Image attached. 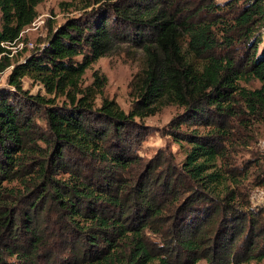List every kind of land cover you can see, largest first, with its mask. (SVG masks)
Segmentation results:
<instances>
[{
    "label": "trees",
    "instance_id": "obj_1",
    "mask_svg": "<svg viewBox=\"0 0 264 264\" xmlns=\"http://www.w3.org/2000/svg\"><path fill=\"white\" fill-rule=\"evenodd\" d=\"M43 2L0 0V44L27 42ZM64 5L82 13L40 46L10 58L0 45V72L11 67L0 88V264L260 263L264 208L250 191L264 187V151L239 155L264 125V0ZM122 43L143 58L128 111L104 97V76L84 83ZM167 106L181 110L166 136L182 158L145 160L142 122Z\"/></svg>",
    "mask_w": 264,
    "mask_h": 264
},
{
    "label": "rangeland",
    "instance_id": "obj_2",
    "mask_svg": "<svg viewBox=\"0 0 264 264\" xmlns=\"http://www.w3.org/2000/svg\"><path fill=\"white\" fill-rule=\"evenodd\" d=\"M217 3L222 4L226 0H215ZM69 0H44L36 9L38 16L29 28L23 32V39L31 42L34 47L40 46L44 42L49 27L58 26L65 22L66 19L77 17L82 11L74 10V8L66 7L64 4ZM89 10V9H87ZM49 24V25H48ZM260 34L264 35V29L260 30ZM261 49L262 44H260ZM29 53L23 52L18 55L17 61L21 62L23 58ZM15 59V58H14ZM143 65V58L141 50L134 47L131 43H122L115 45L106 57L99 59L94 63L84 75V83L89 84L92 81L93 72L104 76L106 78V86L104 88V97L113 99L124 111H128L132 103L130 96V83L134 76L140 71ZM8 68L4 72H0V88L8 87L7 75ZM23 89L27 90L30 94L40 93L44 95V91L38 85L31 84L30 81L24 79ZM255 83L253 87H257ZM99 100L97 101V103ZM40 112V113H39ZM42 111L37 109L35 115L37 116L36 122L44 126L41 120L43 115ZM181 110L175 106H167L154 116L148 117L143 120L144 126L143 135L140 137V146L138 155L145 159H151L159 150H168L172 152L177 160L182 158L180 151L176 144L166 136V127L170 120L175 117ZM264 125L256 126L253 136V142L247 151L242 152L240 160L245 161L255 159V156H260L261 150L264 149ZM254 168V167H253ZM252 168V170H253ZM250 194V200L254 208H264V187H254ZM198 264H205L203 261ZM255 264V263H250ZM257 264H264V259Z\"/></svg>",
    "mask_w": 264,
    "mask_h": 264
},
{
    "label": "built area",
    "instance_id": "obj_3",
    "mask_svg": "<svg viewBox=\"0 0 264 264\" xmlns=\"http://www.w3.org/2000/svg\"><path fill=\"white\" fill-rule=\"evenodd\" d=\"M21 35H22V33L20 34V37H21ZM0 45L4 49L11 51L9 54H6L10 58L13 57L14 53H16L20 50H23L24 48H26V49H33L34 48V45L31 42L21 41L20 38L16 39L14 42H11V43L3 42ZM262 144H264V142ZM262 151H264V149H262Z\"/></svg>",
    "mask_w": 264,
    "mask_h": 264
}]
</instances>
